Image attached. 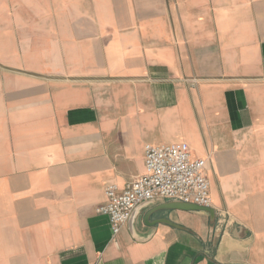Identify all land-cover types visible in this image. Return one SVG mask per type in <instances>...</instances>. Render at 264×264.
Segmentation results:
<instances>
[{
  "label": "crops",
  "instance_id": "obj_1",
  "mask_svg": "<svg viewBox=\"0 0 264 264\" xmlns=\"http://www.w3.org/2000/svg\"><path fill=\"white\" fill-rule=\"evenodd\" d=\"M2 1L0 264H264V0ZM176 143L213 222L151 201L112 236L104 189Z\"/></svg>",
  "mask_w": 264,
  "mask_h": 264
},
{
  "label": "built area",
  "instance_id": "obj_2",
  "mask_svg": "<svg viewBox=\"0 0 264 264\" xmlns=\"http://www.w3.org/2000/svg\"><path fill=\"white\" fill-rule=\"evenodd\" d=\"M206 161L193 159L186 145L144 146V173L124 189L108 185L105 204L95 213L108 218L112 236L129 220L136 206L151 201H172L202 208L211 206Z\"/></svg>",
  "mask_w": 264,
  "mask_h": 264
},
{
  "label": "water",
  "instance_id": "obj_3",
  "mask_svg": "<svg viewBox=\"0 0 264 264\" xmlns=\"http://www.w3.org/2000/svg\"><path fill=\"white\" fill-rule=\"evenodd\" d=\"M169 207L168 209H175V210H181V211H198V212H204L209 215L210 223L213 222L215 213L214 211L209 207V208H202L194 205H187L179 202H172L167 204Z\"/></svg>",
  "mask_w": 264,
  "mask_h": 264
},
{
  "label": "rangeland",
  "instance_id": "obj_4",
  "mask_svg": "<svg viewBox=\"0 0 264 264\" xmlns=\"http://www.w3.org/2000/svg\"><path fill=\"white\" fill-rule=\"evenodd\" d=\"M3 9V1H0V11Z\"/></svg>",
  "mask_w": 264,
  "mask_h": 264
}]
</instances>
